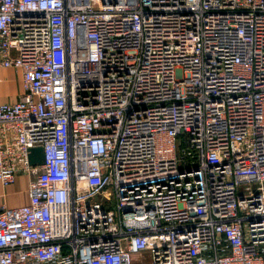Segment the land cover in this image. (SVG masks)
<instances>
[{"label": "built area", "instance_id": "built-area-1", "mask_svg": "<svg viewBox=\"0 0 264 264\" xmlns=\"http://www.w3.org/2000/svg\"><path fill=\"white\" fill-rule=\"evenodd\" d=\"M0 68V264H264V0H0Z\"/></svg>", "mask_w": 264, "mask_h": 264}, {"label": "rangeland", "instance_id": "rangeland-1", "mask_svg": "<svg viewBox=\"0 0 264 264\" xmlns=\"http://www.w3.org/2000/svg\"><path fill=\"white\" fill-rule=\"evenodd\" d=\"M14 76H12V81H10L12 84H15L17 88H19V94L15 95V99L19 97L21 94V71L14 72ZM11 98H4V100L9 101ZM29 183V175L26 173H19L16 178V183L8 186L6 190L7 194V200L9 202V205H20L23 203V201L26 198L27 195V187ZM4 191V188L1 190Z\"/></svg>", "mask_w": 264, "mask_h": 264}, {"label": "crops", "instance_id": "crops-1", "mask_svg": "<svg viewBox=\"0 0 264 264\" xmlns=\"http://www.w3.org/2000/svg\"><path fill=\"white\" fill-rule=\"evenodd\" d=\"M15 70L14 69H2L0 68V102H4L7 100H4V98H11L10 100H15V95L19 94V88L15 84H12L10 81H12V76H14ZM21 82H22V77H21ZM21 91H22V83H21ZM17 178V177H16ZM16 183V181H15ZM14 183V184H15ZM3 188L1 187L0 184V204H6L8 206L9 202L7 200V194L6 190L4 189L5 192H2ZM29 202V197H28V187H27V195L25 200L23 201L22 204H26ZM20 204V205H22ZM12 206H17V205H12ZM146 256V253L144 254ZM134 259L137 261L139 259V256L136 255Z\"/></svg>", "mask_w": 264, "mask_h": 264}, {"label": "water", "instance_id": "water-1", "mask_svg": "<svg viewBox=\"0 0 264 264\" xmlns=\"http://www.w3.org/2000/svg\"><path fill=\"white\" fill-rule=\"evenodd\" d=\"M44 162V153L42 147H34L30 153V163L32 165L42 164Z\"/></svg>", "mask_w": 264, "mask_h": 264}]
</instances>
